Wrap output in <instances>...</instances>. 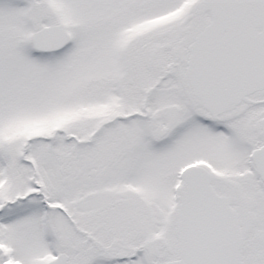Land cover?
Masks as SVG:
<instances>
[{
	"label": "snow or ice",
	"instance_id": "1",
	"mask_svg": "<svg viewBox=\"0 0 264 264\" xmlns=\"http://www.w3.org/2000/svg\"><path fill=\"white\" fill-rule=\"evenodd\" d=\"M0 264H264V0H0Z\"/></svg>",
	"mask_w": 264,
	"mask_h": 264
}]
</instances>
